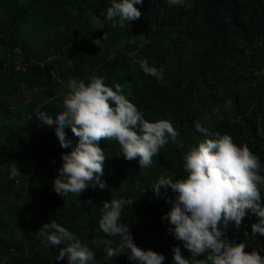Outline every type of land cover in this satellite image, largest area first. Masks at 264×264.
Listing matches in <instances>:
<instances>
[{
  "label": "trees",
  "instance_id": "trees-1",
  "mask_svg": "<svg viewBox=\"0 0 264 264\" xmlns=\"http://www.w3.org/2000/svg\"><path fill=\"white\" fill-rule=\"evenodd\" d=\"M110 2L0 0V264H67V255L55 260L64 243L45 247L38 235L51 219L87 241L98 264H136L127 252L106 261L103 246L91 243L93 237L118 240L99 230L100 207L112 199H134L121 221L129 224L139 247L161 253L163 264H173V247L179 244L195 264L200 258L190 257L162 219L171 207L166 197L176 194L162 187L157 197L153 184L164 175H186L183 155L204 138L195 128L197 121L247 144L264 163V0H184L180 5L143 0L134 5L141 18L123 29L106 19ZM93 17L100 27L92 25ZM94 40L102 42L100 52L92 48ZM130 52L163 68L164 83L145 75ZM93 75L105 77L109 86L121 84L146 119L172 122L185 148L170 142L151 166L141 169L138 159L124 158L116 141L102 140L106 159L101 179L107 187H89L79 197L63 199L53 180L61 153L71 147L61 148L54 128L39 123L35 113L47 111L54 117L63 107L68 78L87 82ZM22 86L33 97L16 104L13 97ZM61 86L65 91L58 93ZM205 112L214 113L208 124ZM65 132L75 146L78 137L70 127ZM13 164L20 175L9 179ZM10 196H23L24 204L7 206ZM257 220L251 212L244 218L249 233ZM228 235L248 243V250L264 246V236L246 240L243 230L231 225Z\"/></svg>",
  "mask_w": 264,
  "mask_h": 264
},
{
  "label": "clouds",
  "instance_id": "clouds-1",
  "mask_svg": "<svg viewBox=\"0 0 264 264\" xmlns=\"http://www.w3.org/2000/svg\"><path fill=\"white\" fill-rule=\"evenodd\" d=\"M143 0H111L106 8V19L113 27H127L129 21L141 18L135 4ZM169 5H180L184 0H168ZM135 59L145 75L164 83L165 70L151 66L146 57ZM105 77L93 75L87 82L69 77L63 98V107L53 117L47 111H37L39 123L54 128L62 152V165L53 180L54 191L66 199L70 194L79 197L89 187H107L101 179L105 151L102 140L116 141L120 153L128 161L138 159L141 169L151 166L153 158L170 142L179 149L185 148L181 134L168 119L150 121L124 94L121 84L109 86ZM70 127L78 137L75 146L67 139L65 128ZM195 128L204 137L189 145L183 155L186 175L173 178L161 176L152 186L156 196L161 188H171L174 198L166 197L171 204L163 216L169 227L167 231L196 259L195 264H264V246L255 244L251 250L248 243L237 241L228 235L229 226L243 230V236L254 241L264 236V163L247 144H237L227 132L212 131L200 122ZM55 161L53 160V163ZM20 175L16 164L10 168L9 179ZM134 199L105 200L100 207L99 230L105 237H93L92 245L103 246L104 260L114 259L128 253V260L136 264H163L164 255L152 249L139 247L130 231L129 224L122 223L125 206ZM251 212L258 217L251 224V233L243 225ZM45 247L59 249L55 260L64 259L67 264H98L93 247L74 232L51 219L38 230ZM173 264H191L180 245L173 247Z\"/></svg>",
  "mask_w": 264,
  "mask_h": 264
},
{
  "label": "rangeland",
  "instance_id": "rangeland-1",
  "mask_svg": "<svg viewBox=\"0 0 264 264\" xmlns=\"http://www.w3.org/2000/svg\"><path fill=\"white\" fill-rule=\"evenodd\" d=\"M92 25L96 28L101 26V22L96 18L93 17V22ZM137 29H139L137 27ZM22 30L24 31L25 34H27L29 32V28L27 26V24H24L22 26ZM92 48L96 51V52H100L103 48L102 42L100 41H95L93 42ZM4 51V48H2V46H0V57L2 56V53ZM58 93H61L63 91H65V86H61L57 88ZM32 96V91L27 90L24 86L21 87L19 94H17L15 97H13V101H15L16 104H22L24 102H26L27 100L31 99ZM216 112V111H214ZM203 119L205 120V122L208 124L210 122H212L214 120V113L210 114L209 112H205V115L203 116ZM168 193L163 190L162 195L166 196ZM7 206L9 205H23L24 204V197L23 196H10L7 199ZM202 258V257H200Z\"/></svg>",
  "mask_w": 264,
  "mask_h": 264
}]
</instances>
